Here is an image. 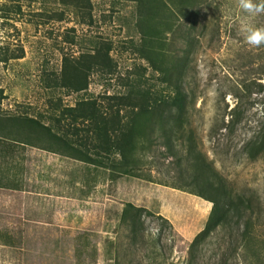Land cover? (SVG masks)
I'll return each instance as SVG.
<instances>
[{"label":"rangeland","instance_id":"obj_1","mask_svg":"<svg viewBox=\"0 0 264 264\" xmlns=\"http://www.w3.org/2000/svg\"><path fill=\"white\" fill-rule=\"evenodd\" d=\"M207 1L185 80L187 120L169 124L185 142L176 141L169 154L154 145L129 176L0 138V264H187L213 209L202 196L214 197L219 182L254 197L261 220L246 237L247 214L231 213L192 264H264V44L250 45L245 31L264 28V12L249 16L239 0ZM92 6L84 23L59 0H0L2 118L54 126L60 103L125 94L123 79L134 72L156 77L136 50L142 38L135 4ZM97 38L112 45L116 79L95 73L80 94L53 88L64 59L93 53ZM126 205L142 211L135 248L119 225ZM80 234L88 239L77 241Z\"/></svg>","mask_w":264,"mask_h":264},{"label":"trees","instance_id":"obj_2","mask_svg":"<svg viewBox=\"0 0 264 264\" xmlns=\"http://www.w3.org/2000/svg\"><path fill=\"white\" fill-rule=\"evenodd\" d=\"M93 1L59 0L84 23L86 18H92ZM114 1L135 4L136 25L142 38L136 50L156 77L145 78V75L134 72L128 79H123L122 84L127 88L125 94L81 100L73 107L62 108L60 103L54 108L59 110V114L51 118L54 126L36 118H2L0 115L2 140L60 153L95 168L129 176L141 170L145 161L141 157L149 154L154 145H161L169 154L176 141L185 142L181 134L174 137L169 124L175 119L183 126L187 120L185 80L192 56L197 46L201 45L202 37L196 35V31L202 13L208 8V1ZM206 30V27L202 29ZM96 40L93 53L64 59L61 73L52 79L53 88L80 94L89 89L95 73L109 80L116 79L118 66L111 57V43L99 38ZM156 83L161 88H157ZM173 110L178 113L177 117L172 115ZM260 146L264 152V134ZM217 184L219 189L214 192V197L202 196L213 204V209L205 229L191 244L187 264L195 261L199 248L227 222L231 213L247 214L246 237H251L261 220L259 205L254 197L236 195L223 183ZM141 212L135 206L126 205L119 216V225L127 229L134 248L144 231ZM87 239L86 234L77 237L79 242ZM80 247L76 250L79 255L84 253V248Z\"/></svg>","mask_w":264,"mask_h":264},{"label":"clouds","instance_id":"obj_3","mask_svg":"<svg viewBox=\"0 0 264 264\" xmlns=\"http://www.w3.org/2000/svg\"><path fill=\"white\" fill-rule=\"evenodd\" d=\"M239 7L249 16L264 12V0H260L259 4L253 3V0H239ZM247 42L252 46H260L264 44V28H254L246 26Z\"/></svg>","mask_w":264,"mask_h":264},{"label":"crops","instance_id":"obj_4","mask_svg":"<svg viewBox=\"0 0 264 264\" xmlns=\"http://www.w3.org/2000/svg\"><path fill=\"white\" fill-rule=\"evenodd\" d=\"M15 190V189H14Z\"/></svg>","mask_w":264,"mask_h":264}]
</instances>
